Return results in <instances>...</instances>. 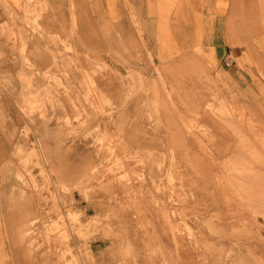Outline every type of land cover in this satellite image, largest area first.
<instances>
[{"label":"rangeland","instance_id":"rangeland-1","mask_svg":"<svg viewBox=\"0 0 264 264\" xmlns=\"http://www.w3.org/2000/svg\"><path fill=\"white\" fill-rule=\"evenodd\" d=\"M44 9L1 25L0 264H264V100Z\"/></svg>","mask_w":264,"mask_h":264},{"label":"crops","instance_id":"crops-1","mask_svg":"<svg viewBox=\"0 0 264 264\" xmlns=\"http://www.w3.org/2000/svg\"><path fill=\"white\" fill-rule=\"evenodd\" d=\"M28 1L0 0V31L4 30L1 25L8 22L6 11L21 14ZM34 1L45 7L41 23L47 31L71 30L73 7L79 24L77 31L85 37V45L92 46L96 13L114 37H123L125 44L126 37H134L142 44L153 65H169L196 51L199 60H188L189 64L198 65L190 66L203 69L205 78L222 77L230 87L229 91L219 87L223 98L233 99L239 94L247 101L264 100V0ZM6 47L0 38V61L6 62L10 57L11 51ZM36 50L31 47L30 51ZM40 51L38 48V55ZM38 59L43 66L47 64L42 54ZM224 149L221 153L226 152ZM31 214V210L24 211L19 229Z\"/></svg>","mask_w":264,"mask_h":264}]
</instances>
